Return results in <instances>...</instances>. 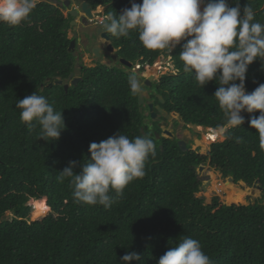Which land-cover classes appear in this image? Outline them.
I'll use <instances>...</instances> for the list:
<instances>
[{"label": "trees", "instance_id": "1", "mask_svg": "<svg viewBox=\"0 0 264 264\" xmlns=\"http://www.w3.org/2000/svg\"><path fill=\"white\" fill-rule=\"evenodd\" d=\"M56 2H37L18 26L0 23V264H121L120 258L133 251L141 260L130 264H157L182 237L198 240L212 264H264V146L248 124L249 115L259 113L242 112L245 123L230 129V138L211 144L205 154L203 141L182 152L177 140L161 137L157 123L145 115L149 109L131 94L126 70L99 62L86 67L79 59L80 80L72 84L77 76L69 77L78 64L68 51L73 18ZM87 2L92 10L102 7V16L118 15L131 6L130 0ZM229 4L235 6L232 0ZM239 4L241 12L249 4L255 21L264 23V0ZM107 35L119 58L139 65V73L151 69L161 56L171 59L177 73L153 82L151 99L184 129L196 125L215 131L224 121L213 97L218 82L201 88L192 73L183 71V41L169 54L145 49L136 32L119 39ZM56 81L62 86L52 84ZM261 83L264 62L257 59L247 69L246 91ZM34 91L62 112L65 129L56 141L38 139L39 128L29 132L20 120L16 102ZM118 132L130 139L147 135L155 143L144 177L131 182L107 209L76 202L69 180L57 181L58 172L77 161L73 171L78 173L79 163L90 157V143ZM204 165L240 183L234 186L226 180L219 186L211 181L208 192L226 194L227 205L248 204L247 198L255 199L257 192L260 201L227 206L214 197L204 204L197 198L202 186L197 172ZM32 200L34 218L42 219L30 221Z\"/></svg>", "mask_w": 264, "mask_h": 264}, {"label": "clouds", "instance_id": "2", "mask_svg": "<svg viewBox=\"0 0 264 264\" xmlns=\"http://www.w3.org/2000/svg\"><path fill=\"white\" fill-rule=\"evenodd\" d=\"M232 3L235 6H230L229 0H141L140 3L130 0L131 6L118 15L102 16L101 12L100 25L117 39L136 32L141 45L152 51L166 50L171 54L183 41L179 52L183 71L192 73L201 88L210 81L218 82L213 97L224 121L216 127V135L229 139V130L245 123L242 112H258V116L249 115L248 124L256 130L264 146V83L251 92L245 88L249 65L257 59L264 62V23L255 21L249 4L241 12L239 0ZM36 4L37 0H0V23L20 25L28 20ZM133 68L140 70L139 65ZM144 81L136 73L129 76L133 96L145 92ZM15 107L20 109V120L29 132L39 128L40 140L56 141L65 129L62 112L54 110L46 97L36 91L18 100ZM235 139L240 142L242 138ZM155 147L147 135L130 139L121 132L115 133L98 143H90L88 162H80V170L75 173L73 169L78 162L69 161L58 172L57 181L69 180L76 202L107 209L116 197L123 196L131 182L144 177L146 160L155 154ZM140 260L134 251L120 258L121 264ZM157 264H212V261L198 240L182 237L175 246L168 247Z\"/></svg>", "mask_w": 264, "mask_h": 264}, {"label": "rangeland", "instance_id": "3", "mask_svg": "<svg viewBox=\"0 0 264 264\" xmlns=\"http://www.w3.org/2000/svg\"><path fill=\"white\" fill-rule=\"evenodd\" d=\"M75 5H76V3H74V5L72 6V8L71 9L69 8V10H73L74 11ZM95 11L96 12H102L103 11V8L102 7L96 8ZM63 14L64 15H67V11L63 12ZM70 26H71V24H70ZM71 29H73V28L71 27ZM69 38H71V34L70 33H69ZM83 54H84L83 57H82L83 59L81 60V64L82 65H85L86 67H93L94 64H96V63L99 62V60H95V61L92 60V57H91L89 51H85ZM78 63H79V61H78ZM158 64H160V66H159L160 68H156L155 65H158ZM105 65H107V66H114V65H109V64H106V63H105ZM155 65H153V67L150 70H148L146 72H143V73H139V78L146 80V79H148L150 77H153V79L151 81V83H153V82H157L162 76H165V75H175L176 74V70L174 69V66H173L170 58H165V57L161 56V57H159L156 60ZM117 67L120 68V69H122V70L124 69L127 72H130V70H128V69H126L124 67H121V65H117ZM135 73L138 74V71H135ZM147 90H151V88L150 89L145 88V91H147ZM175 122H177L178 125H175ZM148 123H150V121H148ZM164 129L166 131L172 133L173 136H174V139L177 140V141L178 140H181L183 138V136L186 135V137L189 139L187 145L193 147V149L196 148V147L198 148L200 146V141H203L205 150H202L201 154H205L206 151H208L209 146L211 144L216 143V142H222V140H223L222 137H219L216 134H211L206 129H202L199 132H195V131H193L191 129H184L183 128V123L178 118H175V117L172 118V120L169 122L167 128H161V135H162V131ZM166 138H167V136H166ZM203 167H204V170H203V172L201 174H199L197 172L198 173V176L200 177L199 180H200L201 184H206L204 177L206 175H209L210 176V185H211V183L213 181L216 184H218L219 186H221V184L222 185L223 184L225 185L226 180L228 178L222 177V175L220 173H218L215 170L211 169L210 167H208V165H204ZM242 184L245 186L244 183H242ZM233 185L234 186H239V185L234 184V182H233ZM209 189H210V186L204 192H201L200 191V193L197 194V198H200V199L202 198L204 200V204H210L211 201H212V199L214 197H216V198L219 199V201H220L221 204L227 205L225 203V201H224V199L226 198V194L217 193V192H215L213 190L209 193L208 192ZM261 195L262 194L260 192H257L256 193V196H255V199L251 202V204H253L255 201H260ZM34 202H36V201H33L32 200L28 204V206H30L32 208V211L30 213V221H36V220L42 219V218H37L36 219L33 216V212H34ZM229 205H243V206H246L248 204H247V202H245V204H236V203H234V204H229ZM48 214H49V212H47V214L45 216H47Z\"/></svg>", "mask_w": 264, "mask_h": 264}, {"label": "water", "instance_id": "4", "mask_svg": "<svg viewBox=\"0 0 264 264\" xmlns=\"http://www.w3.org/2000/svg\"><path fill=\"white\" fill-rule=\"evenodd\" d=\"M37 1H38V2H45L46 0H37ZM53 1L56 2V1H58V0H53ZM60 1H61V2H64V6H65L66 8L69 7V2H68V0H60ZM80 2H81V5H80L79 9L81 10L82 14H83L85 17H87V18H89V19H92V11H91V8H90V6H89L87 0H80ZM69 15H70L71 18H73V19L79 17V13H78V11H76V10L71 11V12L69 13ZM70 24H71V27L73 28V31H75V30H76V28H75V26H76V22H75V21H72ZM98 33L101 35V37H102L106 42H109V38H108V36H107L106 33H103V31H101V30H99ZM75 37H76V34H75ZM101 50H102V49H100V48H98V47H96V48L93 50V55L95 56L96 59H99V58H100V53L102 52ZM107 50H108V52H110V53L115 52V49L113 48V46H112L111 44H109ZM68 51L72 54L73 58H75V59L78 60V56H79V54H78V52L76 51V40H72V41H71ZM117 57H118L117 54H115V55L112 57V61H117ZM109 62H110V61H109L108 59H103L102 64H103V65H105V63H106V64H109ZM119 63H120L122 66H124L125 68H127V69H132V70H133L132 72H128V73H127L128 76H130L132 73H135V69L133 68L132 63H130V62H128V61H125V60H123V59H120V60H119ZM80 69H81V68L77 65V67H76V69L74 70L73 74H71L70 77H69V80H71V79L73 78L74 75L77 76V78H75V79L72 81V84H73V85H76V84L79 82V80H80V79L78 78V77H80V75H81V71H80ZM152 79H153V77H150V78H148V79H146V80L144 81L143 85H144L145 88H151V86H152V83H151ZM52 84H53V85H56V86H62L63 82H62V81H56V82H54V83H52ZM67 89H68V85H64V90H65V92L67 91ZM157 98H158V100H159V104H160V105H163V104H164V100H163L160 96H157ZM137 99H138V104H139V106H143V105L145 104V101L150 99V96H149L147 93H143L142 95H138V96H137ZM148 109H149V112L151 113V119H154V118L157 117V116H161V117H163V121H164V122H163L162 124L159 125V128H167L169 122H170V121L172 120V118H173L172 115H169V114H168L166 111H164L160 106H154L153 104H149V105H148ZM188 128L191 129V130H193V131H195V132H199V131H197V130H198V128H201V127H198V126H196V125H191V126H188ZM146 129H147V127H144V129H143L142 131H144V130H146ZM201 129H203V128H201ZM206 130H208V131H214V130H211V129H206ZM166 136H167L168 139H174L173 134L170 133V132H168V131H166V130L164 129V135H163V137L166 138ZM156 137H157V139L160 138V136H159L158 134H156ZM167 138H166V139H167ZM188 141H189V139L186 137V135L183 136V138H182L181 140H178V141H177V146L179 147V149H180L182 152H186V151H187V143H188ZM196 152H197V153L200 152V149H196ZM203 170H204V167H203V166L199 167V168H198V173L201 174V173L203 172ZM199 178H200V177H199ZM204 179H205L206 184H202L201 189H200L201 192H204V191L210 186V176H209V175H206V176L204 177ZM227 181H228L229 183H232V184H233V179H232V178H228ZM239 184H240V183H238V185H239ZM244 187H246V185H245V186H241L242 189H244ZM256 187H258V189H259L261 192H263V190H262L259 186H257V185H254V186H253V188H256ZM247 200H248V205L251 204V201H250L248 198H247ZM227 206H231V205H227Z\"/></svg>", "mask_w": 264, "mask_h": 264}, {"label": "flooded vegetation", "instance_id": "5", "mask_svg": "<svg viewBox=\"0 0 264 264\" xmlns=\"http://www.w3.org/2000/svg\"><path fill=\"white\" fill-rule=\"evenodd\" d=\"M55 2V1H54ZM58 2V3H57ZM56 3L57 4H60V6H64V2H61L60 0H58ZM68 2H69V7H67V9H65L63 12H65V11H67V15L66 16H68L69 15V13L71 12V11H73V10H69V8L71 9L72 8V6L74 5V3H76V5H75V8H74V10H76V11H78V13H79V17H77V18H75V19H73V21H75L76 22V26H75V28H76V30L75 31H73V29H71L70 30V34H71V39L72 40H76V51L78 52V54H79V59L80 60H82L83 58V53L85 52V51H89V53H90V55H91V57H92V60L93 61H95V60H99V63L101 64V65H103L102 64V62H103V59H108L110 62H109V65H114V66H110V67H115V68H118L117 67V65H120V63H119V60H120V58H119V56H118V54H117V51L118 50H116L115 48V52H113V53H110V52H108V46H109V44H111V42H110V38H109V42H106L102 37H101V35L98 33L99 32V30H101V31H103V33H106L105 31H104V29L101 27V25L99 24V21L103 18L102 16H101V12H96L95 10H92L91 9V11H92V19H89V18H87V17H85L83 14H82V12H81V10L79 9V7H80V5H81V2H80V0H68ZM65 7V6H64ZM66 8V7H65ZM103 12V11H102ZM75 34H76V37H75ZM107 34V33H106ZM108 36V35H107ZM112 45V44H111ZM96 47H98V48H100V49H102L101 51V53H100V58L99 59H96L95 58V56L93 55V50L96 48ZM115 54H117V61H112V57L115 55ZM78 59V60H79ZM77 60V61H78ZM97 64V63H96ZM96 64H94V66H96ZM79 67H80V64L78 63L77 64ZM77 65H76V67H77ZM85 66V65H84ZM93 66V67H94ZM122 67V66H121ZM81 68V67H80ZM118 69H120V68H118ZM126 73H127V71H126ZM137 74V73H136ZM138 77H139V72H138ZM144 86V85H143ZM150 89V88H149ZM144 93H147L149 96H150V99L149 100H146L145 101V104H144V106H147L148 107V105L149 104H153V101H152V99H151V96H153L154 95V93H153V91L152 90H147V91H145ZM145 115L147 116V117H149V119H151V113L148 111V112H146L145 113ZM146 120H148V119H146ZM151 120H153L154 122H156L157 123V125H158V127H159V125L160 124H162L164 121H163V117H161V116H157V117H155L154 119H151ZM147 127V126H146ZM160 130H161V128H160ZM163 135H164V130L162 131V135H161V137H163ZM164 138V137H163Z\"/></svg>", "mask_w": 264, "mask_h": 264}, {"label": "bare ground", "instance_id": "6", "mask_svg": "<svg viewBox=\"0 0 264 264\" xmlns=\"http://www.w3.org/2000/svg\"><path fill=\"white\" fill-rule=\"evenodd\" d=\"M156 66V68H160L159 66H160V64H158V65H155ZM202 129L201 128H198V130L197 131H201ZM209 133H211V134H216L215 133V131H208ZM254 200V198H251L250 199V201L252 202Z\"/></svg>", "mask_w": 264, "mask_h": 264}, {"label": "built area", "instance_id": "7", "mask_svg": "<svg viewBox=\"0 0 264 264\" xmlns=\"http://www.w3.org/2000/svg\"><path fill=\"white\" fill-rule=\"evenodd\" d=\"M101 14V13H100ZM99 24H100V21H99Z\"/></svg>", "mask_w": 264, "mask_h": 264}]
</instances>
